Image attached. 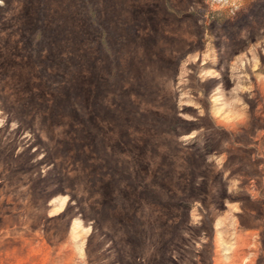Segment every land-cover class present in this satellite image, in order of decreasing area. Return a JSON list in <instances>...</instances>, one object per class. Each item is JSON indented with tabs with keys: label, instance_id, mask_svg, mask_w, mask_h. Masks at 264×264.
I'll return each mask as SVG.
<instances>
[{
	"label": "rangeland",
	"instance_id": "rangeland-1",
	"mask_svg": "<svg viewBox=\"0 0 264 264\" xmlns=\"http://www.w3.org/2000/svg\"><path fill=\"white\" fill-rule=\"evenodd\" d=\"M0 264H264V0H0Z\"/></svg>",
	"mask_w": 264,
	"mask_h": 264
}]
</instances>
